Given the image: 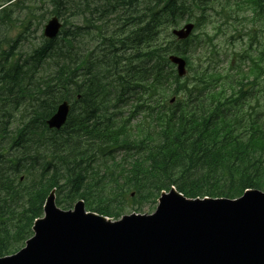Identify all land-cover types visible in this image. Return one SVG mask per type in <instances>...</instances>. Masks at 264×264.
Segmentation results:
<instances>
[{"label": "trees", "instance_id": "16d2710c", "mask_svg": "<svg viewBox=\"0 0 264 264\" xmlns=\"http://www.w3.org/2000/svg\"><path fill=\"white\" fill-rule=\"evenodd\" d=\"M22 1L0 0L1 25ZM50 1L57 18L74 11L71 0ZM75 1L83 26L64 20L57 37L41 35L16 59L28 19L0 58V258L24 247L52 190L58 208L81 200L112 220L155 208L171 188L188 199L264 192V0ZM214 13L244 31L246 48L225 69L195 33ZM181 22L194 32L178 41L171 29ZM172 55L186 62L183 78ZM64 101L65 124L49 129ZM21 106L30 113L14 125Z\"/></svg>", "mask_w": 264, "mask_h": 264}, {"label": "water", "instance_id": "95a60500", "mask_svg": "<svg viewBox=\"0 0 264 264\" xmlns=\"http://www.w3.org/2000/svg\"><path fill=\"white\" fill-rule=\"evenodd\" d=\"M61 27L52 17L43 36L54 39ZM193 29L187 23L171 34L185 40ZM168 60L183 78V58L172 55ZM69 110L68 102L59 104L48 128L59 130ZM43 215L25 246L0 258V264H264V192L257 190L231 200L188 199L171 188L160 195L154 213L118 221L86 211L81 200L73 209L61 210L51 191Z\"/></svg>", "mask_w": 264, "mask_h": 264}, {"label": "rangeland", "instance_id": "374dc122", "mask_svg": "<svg viewBox=\"0 0 264 264\" xmlns=\"http://www.w3.org/2000/svg\"><path fill=\"white\" fill-rule=\"evenodd\" d=\"M71 1L75 5L74 11L71 8L70 10L61 8L59 10L61 14V18H59V20L61 21L62 25L65 24L64 22L65 20L68 24L67 25L68 27L72 25L83 26L85 19L89 17H84L83 15L77 13L75 10H77L79 4L75 0H71ZM90 2L99 3L98 0H90ZM53 8L54 5L50 0H23L21 3L14 6L11 9L12 18L4 20V22L7 25H1L0 23L1 25L0 26V58L2 56V52H7L8 54L10 53L11 49L9 46L14 45L12 41L16 39V36H18L21 31H23L24 25L26 24L28 19H31L32 24L28 27L29 32L28 33L24 32L23 35L24 40H22L20 43L17 44L18 49L13 51L16 53L15 58L18 59L20 54L22 58H24L25 54H30L34 48L39 46L41 40L40 36L42 35L43 26L45 25L48 19L55 16L53 14ZM241 14L242 13L239 14V17L241 16ZM41 18H44V21L42 22L41 27H39L38 22L41 21ZM92 20L94 22H97V18L95 16L92 18ZM211 20H212V24H208L204 27H201V29L196 31L195 33L199 34L202 38L203 35L204 36L206 34L208 35V36L206 35L207 37L205 36V38H207L208 40L209 38L211 39L212 45H214L216 52H218L217 67L219 69H225L228 66V63L230 59L233 57V55L243 51L246 48V45L244 44L245 41L242 40V38H244L242 37L244 33V31H242L243 26L240 23H237V21L235 20L233 21V25H232V21L229 20L227 21V23H224L223 19H221L215 13L213 14ZM219 23L222 24L220 30H218ZM183 24L184 22H181L179 26L181 27ZM231 26L241 29L240 32H242V34L240 35V37L236 35L237 32ZM91 44H92V48H96V46H98L99 43L98 41L92 39ZM101 49L102 47H100V49L98 48L99 51ZM3 58L4 57H2V59ZM26 108L27 110H25V108L21 106L18 111L13 112L14 125L19 122L22 113L24 112L30 113V108L29 107ZM23 116L26 117V115ZM12 128L13 126L9 127L10 130ZM150 208L151 207L149 206L145 207L143 209V212L139 214L140 215L152 214L156 208L153 209L151 208V210ZM130 214H136V213L135 211H131V209H128L126 212H124L123 216H128ZM109 220L114 221L111 220L110 218Z\"/></svg>", "mask_w": 264, "mask_h": 264}, {"label": "bare ground", "instance_id": "6f19581e", "mask_svg": "<svg viewBox=\"0 0 264 264\" xmlns=\"http://www.w3.org/2000/svg\"><path fill=\"white\" fill-rule=\"evenodd\" d=\"M140 215V214H139Z\"/></svg>", "mask_w": 264, "mask_h": 264}]
</instances>
